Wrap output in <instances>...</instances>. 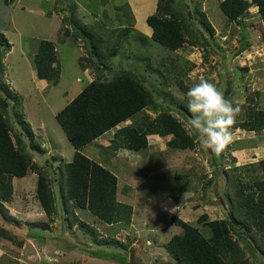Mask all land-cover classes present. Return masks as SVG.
Segmentation results:
<instances>
[{"label":"rangeland","instance_id":"rangeland-1","mask_svg":"<svg viewBox=\"0 0 264 264\" xmlns=\"http://www.w3.org/2000/svg\"><path fill=\"white\" fill-rule=\"evenodd\" d=\"M221 1L203 2V10L213 25V31L203 27L208 31L206 43L194 44L187 38L180 48L170 49L152 39L153 31L146 21L156 11L158 0H0V33L12 44L3 53L4 81L20 97V106L34 130L33 140L44 149L28 147L32 153L31 168L27 176L13 178V199L4 201L13 218H5L0 212V221L25 239L22 247L14 241H0V264H119L121 253L115 244L88 242L84 225H71L72 216L64 211V163L73 160L75 148L56 118L87 83L104 79L103 74L112 75L109 67L115 71L121 63L137 74L141 71L148 77L149 87L161 89L163 105L187 104L188 89L204 78L228 100L244 103L249 92H258L255 107L264 108V26L258 7L251 6L249 14L240 21H229L220 8ZM174 2L190 14L179 0ZM124 27L134 30H128L121 38L118 51L108 61L96 56L94 63L90 62V40L82 28H95L107 41H115L117 33H110L111 30L116 28L118 32ZM43 40L56 44L61 69L56 79H40L37 75L34 57ZM156 69L162 71L161 78L154 72ZM15 106L13 102L11 108ZM172 112L185 127L189 124L176 109ZM156 115L146 109L82 149L126 180L119 181L118 198L132 203L131 224L110 226L88 210L75 212L97 230L99 239L125 241L129 254L137 261V257H142L144 264H174L169 241L176 234H184V227L176 223L175 217L192 223L209 237L207 223L226 215L223 171L264 158V131L231 129V139L219 157L201 148L197 138L193 147L182 150L171 148L167 139L154 136H149V146L138 152L116 151L109 146L119 127H140L145 118ZM12 133L16 136L19 127ZM22 136L25 141L30 140L25 133ZM40 170L51 179L60 204L58 214L52 217L46 214L37 195ZM125 185L133 187V191L123 190ZM203 214L207 217L199 220ZM39 218L50 221L47 231L34 224ZM242 232L246 233L245 229ZM90 233L92 236L93 231ZM233 233L244 250L240 259L247 264H264V232L257 229L246 233L255 250L244 246L245 241L235 230ZM84 249L88 254L83 253ZM230 254L226 262H230Z\"/></svg>","mask_w":264,"mask_h":264},{"label":"trees","instance_id":"trees-1","mask_svg":"<svg viewBox=\"0 0 264 264\" xmlns=\"http://www.w3.org/2000/svg\"><path fill=\"white\" fill-rule=\"evenodd\" d=\"M174 1L158 0L156 11L146 18L153 31L152 39L170 49L180 48L188 40L187 38L194 44L206 43L208 31L203 27L206 25L213 31V25L203 10L204 0H197L194 3L179 0L190 14L181 10L183 8L178 7ZM254 5L258 7L261 23L264 26V0L220 2V8L229 21H240L249 14L250 7ZM82 29L90 40L87 47L89 46L92 55L89 61L93 63L96 56L108 61V57L118 51L121 38L127 35L126 32L134 30L132 27H124L117 32L114 28L110 33H117L115 41H107L108 38L102 37V33L98 35L99 30L95 28ZM11 47L12 44L5 34L0 33V212L5 218L10 219L13 216L4 201L13 199L15 189L13 178L27 176L31 168L32 153L28 147L31 146L38 151L44 150L36 139L33 140L34 130L26 119L23 107L20 106V97L4 81L3 53ZM34 62L40 79H56L61 71L56 46L51 40L41 42ZM108 70L113 74L110 76L103 74L104 79L97 78L87 83L56 116L75 148L73 160L64 163L65 176L61 185L63 189L61 204L64 211L72 216L71 225L76 222L84 225V234L89 235V237L85 235L88 242L102 245L115 244L119 249L118 252L121 253L119 264H144L142 257H137V261L129 254L125 241H120V238L99 239L97 230L85 224L76 214L75 211L88 210L110 226L116 223L131 224L134 214L132 203L118 198L119 181L126 180H121L109 167L92 159L83 153L82 149L146 109H152L157 115L145 118L140 127L134 125L119 127L114 137L109 140L111 148L116 151L129 149L138 152L149 146L148 137L154 134L167 139L169 147L182 150L193 147L196 136H189L185 131V125L172 112L176 109L187 121H190L191 114L186 103H177L178 107L165 105L166 103L163 105L165 98L160 96L161 89L149 87L148 77L139 70L140 75L122 66L121 63L117 70L112 71L110 67ZM154 72L160 78L163 76L160 69ZM257 95L258 92H249L244 103L229 99L234 106L240 108L231 129L242 128L257 133L264 131V108L255 107L258 101ZM13 102L17 104L14 109L11 108ZM16 126L19 127V133L15 136L12 131ZM23 133L32 140L25 141ZM234 161L236 159L232 162ZM39 172L37 195L46 214L52 217L58 214L60 204L56 202L51 179L41 170ZM222 174L225 178V217L207 223L210 228L209 237L192 223L175 217L176 223L184 227V234H176L169 241V251L175 259L174 264H247L240 259L244 250L237 238H233V230L245 241L244 246L255 250L251 245V238L245 235L257 229L264 232V158L241 166H230ZM132 188L128 185L123 186V190L129 191ZM175 196L179 197L176 194ZM204 217L206 218L207 215H201L199 220H203ZM33 222L45 231L50 226V221L41 218ZM244 229L246 233L242 232ZM90 231H93L92 236ZM30 236L37 237V235ZM23 239H20L7 224L0 221V241H14L22 247ZM259 247L262 248L260 245ZM262 250L264 255V248ZM83 253L88 254V250L84 249ZM228 253H231L230 262L225 260Z\"/></svg>","mask_w":264,"mask_h":264},{"label":"clouds","instance_id":"clouds-1","mask_svg":"<svg viewBox=\"0 0 264 264\" xmlns=\"http://www.w3.org/2000/svg\"><path fill=\"white\" fill-rule=\"evenodd\" d=\"M186 96V107L191 114L186 133L195 135L201 148L219 157L231 139V126L240 111L239 106H234L214 83L204 78L189 88Z\"/></svg>","mask_w":264,"mask_h":264},{"label":"crops","instance_id":"crops-1","mask_svg":"<svg viewBox=\"0 0 264 264\" xmlns=\"http://www.w3.org/2000/svg\"><path fill=\"white\" fill-rule=\"evenodd\" d=\"M150 30H151V29H150ZM127 121H128V120H127ZM125 122H126V121H125ZM150 136H151V137H153V136H154V137L161 138V136H159V135H154V134H152V135H150ZM100 138H101V137H100ZM100 138H98L97 140L99 141V140H100ZM98 141H97V142H98ZM102 142H103V141H102ZM128 150H129V149H128ZM134 152H135V151H134ZM1 250H2V249H1ZM1 250H0V254H1V252L3 251V250H2V251H1Z\"/></svg>","mask_w":264,"mask_h":264}]
</instances>
